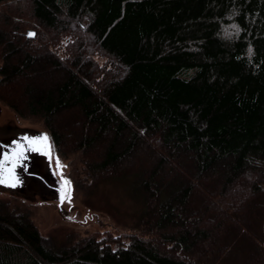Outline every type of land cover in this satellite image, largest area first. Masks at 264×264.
Masks as SVG:
<instances>
[{
    "label": "trees",
    "instance_id": "1",
    "mask_svg": "<svg viewBox=\"0 0 264 264\" xmlns=\"http://www.w3.org/2000/svg\"><path fill=\"white\" fill-rule=\"evenodd\" d=\"M0 101L142 218L52 246L0 201V264H264V0H0Z\"/></svg>",
    "mask_w": 264,
    "mask_h": 264
},
{
    "label": "rangeland",
    "instance_id": "2",
    "mask_svg": "<svg viewBox=\"0 0 264 264\" xmlns=\"http://www.w3.org/2000/svg\"><path fill=\"white\" fill-rule=\"evenodd\" d=\"M28 28L34 31L35 36V30L38 28L37 25L31 23V27L28 26ZM61 35L64 38L62 43L65 44L67 42V35L65 32H62ZM63 51L67 53L66 50ZM93 58H97L95 54ZM98 62V64H102L105 60H99L98 58ZM0 106L3 108V111L12 113L17 122L34 123V125L45 129L41 120L20 118L1 101ZM62 125L65 126L66 123ZM56 157L60 165L63 166L62 169L66 173L64 175L71 182V201L69 202L68 200L65 206L75 204L77 206L76 209L81 213L80 216L75 217L74 221L65 222L61 220L51 203V205L33 204L0 193V201L9 207L11 206L10 208L15 207L16 210H24L29 213L44 243L60 246L69 240L75 241L95 232L98 234L111 232L112 234L121 235L140 229L142 224V218L140 219L139 214L141 204L131 195L130 191H132V188L126 179L109 177L93 181L92 176L85 172L82 160L75 157V153L62 159L57 154ZM214 203H218V206L223 207L215 199Z\"/></svg>",
    "mask_w": 264,
    "mask_h": 264
},
{
    "label": "water",
    "instance_id": "3",
    "mask_svg": "<svg viewBox=\"0 0 264 264\" xmlns=\"http://www.w3.org/2000/svg\"><path fill=\"white\" fill-rule=\"evenodd\" d=\"M29 33H34V31L28 29L26 32V36L32 38L34 35H29ZM43 134H47L49 137L44 128L34 125V123H19L12 113L3 111L0 106V160H3L4 154L10 153L17 144L26 143L25 137L36 139ZM46 151L47 149L41 148V151L28 152L27 159L16 169L20 183L14 188L0 184V193L33 204H53V209L61 220L74 221L75 217L81 214L76 209L77 206L75 204L65 206L68 202L67 199L63 203L61 202V191L66 187L64 181L67 180L64 175L65 171L58 167L52 145L50 156L45 154Z\"/></svg>",
    "mask_w": 264,
    "mask_h": 264
},
{
    "label": "snow or ice",
    "instance_id": "4",
    "mask_svg": "<svg viewBox=\"0 0 264 264\" xmlns=\"http://www.w3.org/2000/svg\"><path fill=\"white\" fill-rule=\"evenodd\" d=\"M34 35V33H29ZM26 143H19L10 153H5L3 160H0V184H6L10 187H16L20 180L16 175V169L20 166L24 160L27 159V153L30 151H41V148L47 149L46 155H51V144L47 134H43L36 139H30L25 137ZM10 164V166H8ZM57 165L62 169L59 160L57 159ZM62 174V173H61ZM65 188L61 191V202L65 199L71 201L70 193V181H64Z\"/></svg>",
    "mask_w": 264,
    "mask_h": 264
}]
</instances>
